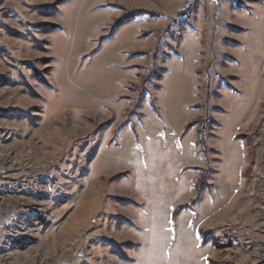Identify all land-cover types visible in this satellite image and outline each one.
Instances as JSON below:
<instances>
[{"label":"rangeland","instance_id":"rangeland-1","mask_svg":"<svg viewBox=\"0 0 264 264\" xmlns=\"http://www.w3.org/2000/svg\"><path fill=\"white\" fill-rule=\"evenodd\" d=\"M0 264H264V0H0Z\"/></svg>","mask_w":264,"mask_h":264},{"label":"trees","instance_id":"trees-1","mask_svg":"<svg viewBox=\"0 0 264 264\" xmlns=\"http://www.w3.org/2000/svg\"><path fill=\"white\" fill-rule=\"evenodd\" d=\"M144 15H148V16H150V17H154L155 13L150 12V11H146V10H142V9H137V10H125V13H124L123 16H122V17L116 22L115 26H121V25H123V24H126V23L132 21V20H133L134 18H136V17L144 16ZM185 23H186V24H189V23H190V22H189V19H188V15H187V18L183 19V21H182V24H183V25H184ZM51 27L56 28L55 25H52ZM182 28H184V27H182ZM197 133H198V135L200 136V137L198 138L197 142H198L199 145L203 146L204 151H205V150H206V149H205V148H206V146H205L206 142H205V138H204V136H203V129H202V127L199 128V129H197ZM119 199H120V198H119ZM213 241H214V240H213ZM216 241H217V239H216ZM217 243H218V241H217ZM218 246H225V245H219V244H218Z\"/></svg>","mask_w":264,"mask_h":264},{"label":"bare ground","instance_id":"bare-ground-1","mask_svg":"<svg viewBox=\"0 0 264 264\" xmlns=\"http://www.w3.org/2000/svg\"><path fill=\"white\" fill-rule=\"evenodd\" d=\"M5 258V257H4Z\"/></svg>","mask_w":264,"mask_h":264}]
</instances>
